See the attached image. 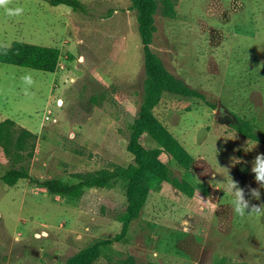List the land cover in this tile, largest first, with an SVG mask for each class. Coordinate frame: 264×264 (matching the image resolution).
Wrapping results in <instances>:
<instances>
[{
	"label": "rangeland",
	"instance_id": "374dc122",
	"mask_svg": "<svg viewBox=\"0 0 264 264\" xmlns=\"http://www.w3.org/2000/svg\"><path fill=\"white\" fill-rule=\"evenodd\" d=\"M82 1L87 12L47 0H12L9 7L24 8L18 17L0 8V44L23 40L62 51L56 72L0 62V121L31 129L36 145L31 156L30 139L21 152L0 143V176L24 165L73 183L79 173L133 160L129 127L146 78L138 11L132 0ZM157 1L153 50L204 94L168 92L154 107L194 161L183 166L167 152L161 158L197 191L155 182L127 236L103 246L95 264H264V215L238 216L226 191L232 179L245 199L264 203V188L259 201L249 191L259 188L252 169L264 154V0ZM28 72L31 95L21 81ZM239 120L255 138L235 128ZM143 142L159 146L148 133ZM126 201L122 180L74 200L25 179L14 186L0 179V264H67L122 231Z\"/></svg>",
	"mask_w": 264,
	"mask_h": 264
},
{
	"label": "trees",
	"instance_id": "16d2710c",
	"mask_svg": "<svg viewBox=\"0 0 264 264\" xmlns=\"http://www.w3.org/2000/svg\"><path fill=\"white\" fill-rule=\"evenodd\" d=\"M47 1L53 5L66 4L74 9L87 12L82 0ZM132 3L138 11L139 32L144 49L146 70L143 100L129 127L128 150L133 154V160L129 164L118 165L114 169L103 168L79 173L76 175L78 180L73 183L60 177L36 176L24 165H14L0 176V179L10 186L16 185L20 179H25L31 185L46 190L48 193L67 196L74 200L82 198L88 189L106 188L118 180L125 182L126 209L119 216L123 223L122 231L112 238L96 242L77 251L67 259V264H95L103 246L125 238L133 222L141 216L155 182H170L191 196L197 191L189 181L175 175L172 168L161 158V154L167 152L183 166H190L194 161L185 146L157 118L154 107L168 92L192 97H204V94L191 87L182 78L171 74L152 48L157 31L155 15L158 1L132 0ZM4 46L6 49L0 48V62L47 72L58 70L62 51L57 46L23 40H15L11 45ZM234 126L244 135L255 138L253 128L245 121L239 120ZM146 133L157 141L158 147L149 148L144 144L143 137ZM28 139L31 140L30 155L32 156L36 146L35 133L27 127H19L14 119L7 118L0 121V143L8 153L12 147L16 152L25 150Z\"/></svg>",
	"mask_w": 264,
	"mask_h": 264
},
{
	"label": "clouds",
	"instance_id": "9594fccd",
	"mask_svg": "<svg viewBox=\"0 0 264 264\" xmlns=\"http://www.w3.org/2000/svg\"><path fill=\"white\" fill-rule=\"evenodd\" d=\"M12 3V0H0V8L5 10V14L8 17H18L23 15L24 8L22 7H9ZM0 48H5L6 46L0 45ZM21 81L24 85H27L28 88H24L25 95H31L30 88L35 84L32 74L30 72L25 73L21 77ZM236 163H242L239 158H234ZM246 163V162H245ZM244 169L242 168L241 171ZM252 171L255 173L256 183L259 185V188L249 189L251 196L259 201L260 200V188H264V154H258L256 157V165L253 167ZM226 191L233 193V199L231 201L232 209L235 214L240 217L245 216H261L264 215V203L252 204L250 200L245 199L244 189L238 186V183L230 179V182L227 185ZM213 197H209L211 201Z\"/></svg>",
	"mask_w": 264,
	"mask_h": 264
},
{
	"label": "built area",
	"instance_id": "2783aa9c",
	"mask_svg": "<svg viewBox=\"0 0 264 264\" xmlns=\"http://www.w3.org/2000/svg\"><path fill=\"white\" fill-rule=\"evenodd\" d=\"M51 112V111H50ZM48 118H50V116H48Z\"/></svg>",
	"mask_w": 264,
	"mask_h": 264
}]
</instances>
